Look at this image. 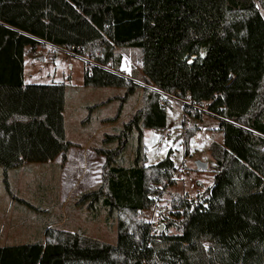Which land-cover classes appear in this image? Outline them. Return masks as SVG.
Segmentation results:
<instances>
[{"label":"trees","instance_id":"1","mask_svg":"<svg viewBox=\"0 0 264 264\" xmlns=\"http://www.w3.org/2000/svg\"><path fill=\"white\" fill-rule=\"evenodd\" d=\"M46 43L94 58L86 88L125 91L113 124L141 95L95 149L105 159L99 186L74 204L91 221L115 220L117 241L51 222L28 241L0 246V264H264V0H0V170L20 204L28 203L11 178L29 164L65 165L74 146L66 84L24 83L26 52ZM120 49L139 52L141 77L104 69L121 68ZM172 97L191 103L186 143L198 130L187 129L188 119L208 115L223 144L211 146L213 185L194 199L174 195L160 230L142 213L177 183V166L172 150L147 166L144 133L167 131Z\"/></svg>","mask_w":264,"mask_h":264},{"label":"rangeland","instance_id":"2","mask_svg":"<svg viewBox=\"0 0 264 264\" xmlns=\"http://www.w3.org/2000/svg\"><path fill=\"white\" fill-rule=\"evenodd\" d=\"M119 52L124 56L127 68L134 69L141 77L139 52L132 49H120ZM85 61L83 57L72 51H60L47 45H40L35 51H27L25 54L24 83L26 85L66 84V137L74 146L69 152L71 158L69 168L64 170L63 175L56 166L29 164L17 181L11 180L13 191L21 196L20 198L31 200L29 203L33 209L22 206L18 208L20 210H16L14 206L10 211L5 208L11 205L12 196L5 188L3 176L0 174V195L8 201L0 203L2 213L0 234L3 238L11 231L9 227L11 221L16 223L15 236L24 230V224L25 228L37 232L46 224L58 222L56 227L65 231H82L88 237L108 244H115L117 241L115 220L107 221L101 216L100 220L91 221L85 213L74 208V204L79 195L99 186L105 159L98 156L95 149L102 146L105 135L115 133L116 127L127 121L137 110L141 95L136 94L127 104L122 120L113 124L110 121L117 116L121 105L115 98L123 97L125 91L86 88ZM186 105L191 103L170 98V106L167 110V131L170 135L165 138L164 145H159V140L166 136V131L146 130L144 133L147 166L162 162L171 150L172 160L177 167L183 163L186 150L196 153L186 159L187 171L183 175V180L165 191L163 200L168 205L166 212H169L168 202L174 195L187 194L194 199L213 185L215 161L211 154V146L215 143L223 144V135L216 130L217 120L208 115L202 120L194 117L188 119L187 129L198 128V130L188 143L185 142L184 106ZM134 145H136L135 138L131 141L129 151ZM198 162L205 164L207 169H198ZM51 199L52 202H49ZM47 207L50 208L48 211ZM41 209L44 210L40 212ZM142 218L155 227L159 226L160 230L163 229L161 217L151 211L142 213Z\"/></svg>","mask_w":264,"mask_h":264},{"label":"built area","instance_id":"3","mask_svg":"<svg viewBox=\"0 0 264 264\" xmlns=\"http://www.w3.org/2000/svg\"><path fill=\"white\" fill-rule=\"evenodd\" d=\"M47 46L53 48V49H57V50H65L64 48L61 47H53L49 44H46ZM73 52V51H72ZM86 61H85V70L89 71L90 67L92 66H98V64L95 62L94 58L90 55H87L85 57H83ZM105 70H107L108 72L114 73L118 76H126L129 77V74L131 73L132 69L127 68V66L124 63H122V66L119 70L115 69V65L114 63H110L107 67H104ZM130 71V72H129ZM129 72V73H128ZM206 105H204L205 107ZM204 109V108H201ZM170 134L168 133V131H166V136L163 137L162 139L159 140V145H164L165 143V138H167V136H169ZM196 153L195 152H190L188 155L185 153V159L183 160V163L179 166L176 167V169L174 170V172L172 173V180L175 182L178 181H182L183 180V175L186 173L187 169L185 166L186 163V159H188L191 156H194ZM153 199V204L150 208L149 211H151L152 213H154L155 215H160L165 213L168 210V205L167 203L163 200V198H161L160 196L158 197H152Z\"/></svg>","mask_w":264,"mask_h":264},{"label":"crops","instance_id":"4","mask_svg":"<svg viewBox=\"0 0 264 264\" xmlns=\"http://www.w3.org/2000/svg\"><path fill=\"white\" fill-rule=\"evenodd\" d=\"M46 45V44H45ZM70 152V151H69ZM70 160H71V158H70V156H69V153H68V156H67V162H66V164L65 165H63L62 164V160H61V158H58L57 160H55L54 162H52V163H48V164H45V165H47V166H56V168L61 172V174L63 175V173H64V170H66L67 168H69V163H70ZM59 162H60V164H59ZM0 174H2V173H0ZM21 175V174H20ZM65 177H66V175H65ZM11 180H12V178H11ZM55 183V182H54ZM61 183V182H60ZM73 183H75V181H73ZM58 184V182H56V185ZM208 189V188H207ZM19 196V195H18ZM21 197V196H20ZM19 197V198H20ZM20 199H22V198H20ZM67 199H69V198H67ZM12 200H14L13 199V197L11 198V205H7V206H5V208H7V209H9L10 211L14 208V206H16V210H20V209H18V208H20V207H22V206H26V207H28V208H30V209H33V207L30 205V203H29V201H31V200H28V199H22V200H24V201H26L28 204H20V203H18V202H16L15 200H14V202L16 203H14V202H12ZM52 200L53 199H51L49 202H52ZM1 202H8L7 201V199H5V197L4 196H2V195H0V203ZM50 208H46V210L48 211ZM44 209H41L40 210V212L41 211H43ZM36 212H37V210H36ZM15 214H17V213H15ZM0 217H2V213H1V204H0ZM15 217V216H14ZM16 222H18V220H15ZM13 222H14V220H13ZM15 222L14 223H12V221L10 222V224H9V227H10V229H11V231H9V233L8 234H6V235H4L5 237L3 238V235L2 234H0V246H6V245H11V244H16V243H19V242H22V241H28V240H30V238H34L35 237V235H36V231L34 232L33 230H30L28 227L27 228H25V224H24V226H23V228H24V230H22L21 232H20V234L19 235H17V236H15L14 235V229L16 228L15 227Z\"/></svg>","mask_w":264,"mask_h":264},{"label":"water","instance_id":"5","mask_svg":"<svg viewBox=\"0 0 264 264\" xmlns=\"http://www.w3.org/2000/svg\"><path fill=\"white\" fill-rule=\"evenodd\" d=\"M198 169H207V166L205 164H202L200 162L197 163ZM162 229V228H161Z\"/></svg>","mask_w":264,"mask_h":264}]
</instances>
